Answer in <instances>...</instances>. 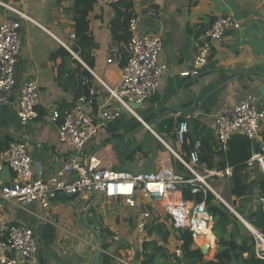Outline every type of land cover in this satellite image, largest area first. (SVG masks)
Returning <instances> with one entry per match:
<instances>
[{
	"label": "crops",
	"instance_id": "obj_1",
	"mask_svg": "<svg viewBox=\"0 0 264 264\" xmlns=\"http://www.w3.org/2000/svg\"><path fill=\"white\" fill-rule=\"evenodd\" d=\"M15 4L28 17L21 20L22 46L16 79L18 83L35 80L40 89V103L36 108L37 117L25 125L19 123L13 108L0 104V144L14 138L26 140L35 174L49 178L61 170L72 152L70 144L59 142L57 127L50 119L51 110L69 108L85 91L87 87L82 82V71L87 68L61 44L62 41L72 45L75 41L70 38L74 34L73 0H15ZM132 10L139 18L141 31L163 41L159 62L164 63L167 69L160 76L156 94L135 110L140 119L123 113L119 133L111 134L107 128L99 129L84 146L82 155L86 161L93 157L103 165L110 163L118 169L127 166L126 161L129 160L136 166L130 171L143 172L155 170L158 158H164L172 165L176 162L172 152L159 138L172 150L186 152L174 139L179 118L187 120L189 129L190 121L196 120L199 128H208L213 134L214 116L224 106L248 93L264 97L259 91L264 84V0H133ZM113 14L111 0H94L87 16L89 34L94 43L91 50L93 67L83 62L97 77H92L90 84L97 105L107 95L102 82L114 88L119 85L123 72L122 59L107 62L110 48L116 46L110 31ZM223 14L238 20L240 28L227 31L214 43L207 64L199 75L181 77L180 72L193 68L197 36ZM12 18L13 13L0 6V24ZM141 120L149 127L144 126ZM145 133H150L163 148L147 146L143 137ZM146 154L148 156L143 159ZM213 154L215 165L218 155L214 151ZM3 159L4 151L0 153V163ZM12 176L7 166L2 165L0 186L8 184ZM223 182H227L230 200L247 213L249 204L243 207L241 201L245 198L235 197L228 191L230 179ZM215 185H221V180H216ZM95 195L83 192L72 197L59 196L51 201L47 211L48 224L53 232H46V239L41 236L43 226L39 227V222L42 210L36 203L2 202L4 218L32 227L37 237L38 249L33 260H16L13 264H93L98 240L85 221L97 228L102 236L104 247L98 264H120L112 254L141 261L139 242L152 239L154 235L148 236L146 231L141 233L137 230L138 208H130L122 198H107L100 193ZM259 201L256 199L254 212ZM90 204L92 210L84 218V211ZM154 210L156 215V211L159 212V221L165 218L160 206ZM235 210L240 217L235 216L242 223L241 233L247 235L249 230L245 229V222L249 221ZM114 234H118V241L113 240ZM49 237L51 241H48ZM208 237L211 240L212 235L208 233ZM3 238L4 223L0 222V239ZM176 243L173 231L163 246L173 253ZM215 250L209 251L211 256ZM4 254L11 256L0 247V257Z\"/></svg>",
	"mask_w": 264,
	"mask_h": 264
},
{
	"label": "built area",
	"instance_id": "obj_2",
	"mask_svg": "<svg viewBox=\"0 0 264 264\" xmlns=\"http://www.w3.org/2000/svg\"><path fill=\"white\" fill-rule=\"evenodd\" d=\"M0 6L11 11L14 18L0 24V104L9 105L21 125H25L37 117L36 108L40 103V89L35 80L18 83L16 65L22 41L20 35L21 20L28 18L15 4V0H0ZM240 28V22L231 15H219L197 36V49L194 55L193 68L180 72L181 77L197 76L207 64L214 43L227 31ZM129 39L121 51L117 46L109 50L107 62L122 59L126 56L121 80L118 86L109 87L102 82L106 90V98L95 103L91 78L95 73L85 65L79 54L72 50V45L61 41V44L87 68L88 75H83L82 82L88 93L82 92L69 108L51 110L50 119L57 127L58 140L70 144L72 152L61 170L54 176L43 178L35 174L29 146L23 138H14L4 151V159L0 163L12 172L8 184L0 186V222L4 223V238L0 239V247L11 256L0 257L1 264H13L31 261L37 253V237L35 230L21 222L7 221L4 218L2 202L14 204L36 203L42 210L40 226L50 223L48 207L51 201L59 196L92 192L107 198H122L130 208H138L139 216L136 227L144 232L152 222H158L171 232L176 233L177 243L174 253L182 254L179 230H187L193 239V247L207 246V253L216 247V238L212 233L213 220L208 211L207 194L224 204L234 215L240 217L234 207L223 196L222 185H215L216 180H229L233 169L226 164L208 167L200 161L201 142L196 140L186 152L172 150L161 138L160 141L172 152L182 171H177L164 158H158V167L150 171H130L118 169L112 164H101L90 157L85 160L82 150L92 140L99 129L106 128L112 120H120L123 112L138 117L131 104H142L158 91L159 79L167 66L159 62V54L163 49L161 38L141 31L139 18L132 13L128 22ZM70 38L75 40V35ZM139 118V117H138ZM140 119V118H139ZM142 121V120H141ZM143 125L149 127L144 121ZM212 130L216 145L215 153L226 151L228 140L235 134L245 135L250 140L259 142L261 150L254 152L248 164L256 162L264 175V145L261 134L264 131V97L248 93L243 98L227 104L217 112L213 119ZM189 124L187 120H179L174 129L176 143L183 147L188 143ZM218 158V157H217ZM188 174V176H186ZM190 187L192 194L201 193L199 201L183 198V189ZM165 214L159 221L158 211ZM254 242V254L264 259V233L245 222ZM212 235L211 240L205 239ZM118 241V234L113 235ZM145 240V239H144ZM139 242V251L141 244ZM206 253V252H205ZM120 264H141L123 255H111Z\"/></svg>",
	"mask_w": 264,
	"mask_h": 264
},
{
	"label": "trees",
	"instance_id": "obj_3",
	"mask_svg": "<svg viewBox=\"0 0 264 264\" xmlns=\"http://www.w3.org/2000/svg\"><path fill=\"white\" fill-rule=\"evenodd\" d=\"M93 3L94 0H73L72 6L75 35L72 50L77 52L81 60L90 68L93 67L91 50L94 47V43L89 34L87 16L88 12L92 9ZM111 7L114 14L110 20V31L116 46L123 51V47L129 39L128 22L133 13V0H111ZM126 59L124 55L120 62L122 66H124ZM82 74L88 75V71L83 69ZM84 92L88 93V88ZM179 120H184V117L179 118ZM188 137L189 142L183 146L184 150L188 151L196 140H200V161L206 163L208 167L214 166L213 147L216 145V142L212 131L205 127L199 128V122L191 120ZM261 141L264 145V131L261 134ZM8 145V141L0 144V153L5 151ZM260 150L261 145L259 142L250 140L245 135L235 134L228 140L226 151H219L217 155L221 167L228 164L233 169L230 177V193L235 197L243 199L257 192L258 198H261L260 200L263 201L261 204H258L252 217L250 219L247 218V220L251 221L252 224L264 233V175L259 170L256 162L248 164L252 154ZM178 168H182V166L178 164ZM182 196L185 199H193L195 201L203 198L201 193L192 194L188 185L183 189ZM205 200L213 220L212 233L216 238V250L211 259H205L204 253L201 252L200 248L193 247V239L190 232L182 229L178 231V238L181 241V256L169 253L163 246L168 240V230L166 231L163 224L152 222L147 226L146 232L148 236H154L152 239L143 240L141 244L143 259L140 263L264 264V259H259L254 254V242L251 235H242L240 230L241 225L237 217L224 204L216 201L211 194H207ZM49 230L53 232L51 225H43L41 236L44 239H46V232ZM51 240L52 238L48 241ZM159 241L162 244H159Z\"/></svg>",
	"mask_w": 264,
	"mask_h": 264
},
{
	"label": "rangeland",
	"instance_id": "obj_4",
	"mask_svg": "<svg viewBox=\"0 0 264 264\" xmlns=\"http://www.w3.org/2000/svg\"><path fill=\"white\" fill-rule=\"evenodd\" d=\"M122 117H124V115L122 116ZM121 117V118H122ZM144 140H145V143H147V146H149V147H151V148H153V146L155 147V148H159V149H161V148H163V145L162 144H160L157 140H155L153 137H152V135L150 134V133H145L144 134ZM148 156V154H146L144 157H143V159L145 158V157H147ZM126 165L127 166H124V167H121L122 169H127V170H130V169H134V168H136V166L134 165V164H131V162L128 160V161H126ZM172 165V164H171ZM177 171H182V168H178V163H177V161L175 162L174 161V163H173V165H172ZM221 185L223 186V188H224V191H223V196L225 197V199H227V201L230 203V205L232 206V207H235L239 212H241L243 215H245L248 219H250L251 217H252V215H253V213H254V211H253V207H255V205H256V199H259V198H257L258 197V194H257V192L255 193V194H253V195H251L250 196V198L249 199H247V198H245L244 200H241L242 201V203H243V207H246L247 206V204H249V209H246V212L247 213H243V209L242 208H240L239 206H236L235 205V203L233 202V201H231L230 200V194L227 192V182H223V180H221ZM228 191H230V189L228 188ZM257 196V197H256ZM261 199V198H260ZM263 200V199H262ZM244 201V202H243ZM263 201H259V204H261ZM241 203V202H240ZM255 204V205H254ZM258 205V204H257ZM251 207V208H250ZM248 208V207H247ZM231 212V211H230ZM254 217V216H253ZM249 224H251V225H253L255 228H258V227H256L254 224H252L251 223V221H249L248 222ZM242 223H240V225H241ZM242 226V225H241ZM245 226V225H244ZM245 229L248 231V229L245 227ZM166 231H167V229H166ZM168 232V237H169V235H170V231H167ZM246 232V231H245ZM249 232V231H248ZM246 234L248 235H250V233H247L246 232ZM167 242H168V240H167ZM167 242H166V244H167ZM171 248H172V246H171ZM216 248V247H215ZM173 254H175L174 252H173ZM176 256H179V255H177V254H175ZM181 256V255H180ZM204 258L205 259H211L212 258V256H211V254L210 253H204Z\"/></svg>",
	"mask_w": 264,
	"mask_h": 264
},
{
	"label": "water",
	"instance_id": "obj_5",
	"mask_svg": "<svg viewBox=\"0 0 264 264\" xmlns=\"http://www.w3.org/2000/svg\"><path fill=\"white\" fill-rule=\"evenodd\" d=\"M260 93L264 94V84H262L259 88ZM133 106L134 109H137L139 106H141L140 104H131ZM122 112L125 114V110H122ZM106 128L107 130L111 133V134H118L119 133V129H120V120H112L107 122L106 124ZM73 195H71L70 197H72ZM95 193H94V197H95ZM92 210V204H90L86 210L84 211L83 217L85 218V216L87 215L88 212H90ZM86 226L95 234V236L97 237L98 240V247L96 250V254H95V258L93 261V264H98L99 258H100V254L103 248V241H102V236L100 234V232L98 231L97 228H95L94 226H92L90 223L85 221ZM202 253L207 252V246L203 245L200 248Z\"/></svg>",
	"mask_w": 264,
	"mask_h": 264
},
{
	"label": "bare ground",
	"instance_id": "obj_6",
	"mask_svg": "<svg viewBox=\"0 0 264 264\" xmlns=\"http://www.w3.org/2000/svg\"><path fill=\"white\" fill-rule=\"evenodd\" d=\"M205 239H209L208 234L206 235Z\"/></svg>",
	"mask_w": 264,
	"mask_h": 264
}]
</instances>
